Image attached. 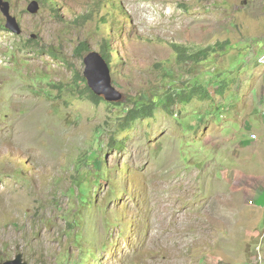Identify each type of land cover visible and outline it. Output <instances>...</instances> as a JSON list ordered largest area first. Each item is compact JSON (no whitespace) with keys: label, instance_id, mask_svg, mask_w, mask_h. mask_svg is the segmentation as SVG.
<instances>
[{"label":"rangeland","instance_id":"1","mask_svg":"<svg viewBox=\"0 0 264 264\" xmlns=\"http://www.w3.org/2000/svg\"><path fill=\"white\" fill-rule=\"evenodd\" d=\"M4 1L0 263L264 264V0Z\"/></svg>","mask_w":264,"mask_h":264},{"label":"water","instance_id":"2","mask_svg":"<svg viewBox=\"0 0 264 264\" xmlns=\"http://www.w3.org/2000/svg\"><path fill=\"white\" fill-rule=\"evenodd\" d=\"M0 10L6 18V28L15 33L21 34L22 28L17 18L11 13L9 2L0 0ZM39 7L33 4L29 7L31 13H37ZM86 69L84 75L88 80L89 88L98 96H103L109 102H119L122 99V93L111 85V76L108 64L101 55L91 53L85 59ZM0 264H29L25 260L23 253H18L15 258L7 260Z\"/></svg>","mask_w":264,"mask_h":264},{"label":"trees","instance_id":"3","mask_svg":"<svg viewBox=\"0 0 264 264\" xmlns=\"http://www.w3.org/2000/svg\"><path fill=\"white\" fill-rule=\"evenodd\" d=\"M227 45H229V43H217L215 45H208L206 47H203L202 50H198V51L197 50L189 51L188 49L174 48L173 55L175 56V58H177L178 62L179 61L185 62L187 60H192L194 62L199 63L205 58H207L210 53L224 50L225 46ZM108 49L110 50V47L106 48V50ZM106 50L103 49L100 54L105 59L108 66L110 67L111 58L107 54L108 51L106 52ZM88 90L91 93V100H93V102H99V100H102L101 97L96 96L90 89ZM195 93H199L204 98H207V99L211 98L209 92L203 87L200 88L199 86H195L194 90L192 91V94H195ZM153 114H154V105H147V106L142 105V107L140 108L129 111L127 115V121L130 124L133 121H136L140 118L152 117Z\"/></svg>","mask_w":264,"mask_h":264},{"label":"built area","instance_id":"4","mask_svg":"<svg viewBox=\"0 0 264 264\" xmlns=\"http://www.w3.org/2000/svg\"><path fill=\"white\" fill-rule=\"evenodd\" d=\"M259 62L264 63V54H263V56L261 57V59L259 60Z\"/></svg>","mask_w":264,"mask_h":264}]
</instances>
